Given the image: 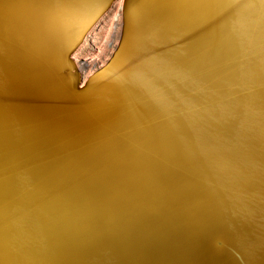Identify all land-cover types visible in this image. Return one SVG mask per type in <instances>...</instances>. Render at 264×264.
<instances>
[{
	"label": "bare ground",
	"instance_id": "obj_1",
	"mask_svg": "<svg viewBox=\"0 0 264 264\" xmlns=\"http://www.w3.org/2000/svg\"><path fill=\"white\" fill-rule=\"evenodd\" d=\"M0 264H264V0H0Z\"/></svg>",
	"mask_w": 264,
	"mask_h": 264
},
{
	"label": "rangeland",
	"instance_id": "obj_2",
	"mask_svg": "<svg viewBox=\"0 0 264 264\" xmlns=\"http://www.w3.org/2000/svg\"><path fill=\"white\" fill-rule=\"evenodd\" d=\"M118 9L119 4L116 5V8L113 7V11L107 13L108 16L106 14L103 16L96 27L87 35L83 45L73 55L80 66L79 68H81L83 77L101 65L113 48L117 37L115 33L118 32Z\"/></svg>",
	"mask_w": 264,
	"mask_h": 264
},
{
	"label": "water",
	"instance_id": "obj_3",
	"mask_svg": "<svg viewBox=\"0 0 264 264\" xmlns=\"http://www.w3.org/2000/svg\"><path fill=\"white\" fill-rule=\"evenodd\" d=\"M117 47H118V46H117ZM117 47L115 48V50L117 49ZM115 50H114V51H115ZM114 51H113V52H114ZM112 55H113V53H112ZM112 55H111V56L109 57V59L105 62L104 65H102L101 67H99L98 69H96L91 75H89V76L86 78L85 82H86V81H87V80H88V79H89V78H90L95 72L99 71L102 67H104V66L109 62V60L111 59ZM84 84H85V83H84ZM84 84L78 87V91L82 90Z\"/></svg>",
	"mask_w": 264,
	"mask_h": 264
}]
</instances>
